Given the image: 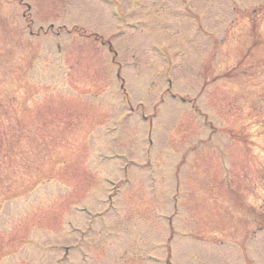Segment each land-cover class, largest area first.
<instances>
[{
    "label": "rangeland",
    "instance_id": "1",
    "mask_svg": "<svg viewBox=\"0 0 264 264\" xmlns=\"http://www.w3.org/2000/svg\"><path fill=\"white\" fill-rule=\"evenodd\" d=\"M0 264H264V0H0Z\"/></svg>",
    "mask_w": 264,
    "mask_h": 264
}]
</instances>
